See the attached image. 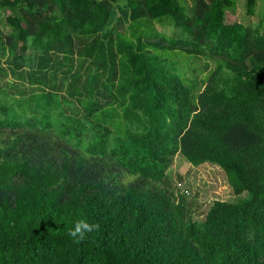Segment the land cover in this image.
<instances>
[{
  "label": "trees",
  "instance_id": "trees-1",
  "mask_svg": "<svg viewBox=\"0 0 264 264\" xmlns=\"http://www.w3.org/2000/svg\"><path fill=\"white\" fill-rule=\"evenodd\" d=\"M233 6L0 0V264H264V14ZM175 159L234 198L182 192Z\"/></svg>",
  "mask_w": 264,
  "mask_h": 264
},
{
  "label": "rangeland",
  "instance_id": "rangeland-1",
  "mask_svg": "<svg viewBox=\"0 0 264 264\" xmlns=\"http://www.w3.org/2000/svg\"><path fill=\"white\" fill-rule=\"evenodd\" d=\"M246 0H234V6L230 9H226L224 12L225 22L240 21L244 24L254 25L261 15L264 14V0H257L254 13L248 15L245 12ZM6 12L0 10V19H3ZM160 34L163 33L165 39L176 37L175 31L172 26L162 25L160 28ZM165 56L173 63L175 67L183 68L188 62L187 58L190 56L182 55L181 52L165 51ZM172 169L174 171H181L183 175L182 185L188 186L189 191H200V199L210 201L211 199L218 197L223 199H233L234 197L228 191L227 181L224 179L222 171L215 165L204 163L199 166H193L189 163H179L177 159L173 161ZM191 195V194H190ZM201 207L199 210H201ZM198 215L200 212L197 213Z\"/></svg>",
  "mask_w": 264,
  "mask_h": 264
},
{
  "label": "clouds",
  "instance_id": "clouds-1",
  "mask_svg": "<svg viewBox=\"0 0 264 264\" xmlns=\"http://www.w3.org/2000/svg\"><path fill=\"white\" fill-rule=\"evenodd\" d=\"M99 225L90 224L85 219H79L74 223V227L69 231V236L74 242H80L85 239V234L97 229Z\"/></svg>",
  "mask_w": 264,
  "mask_h": 264
},
{
  "label": "built area",
  "instance_id": "built-area-1",
  "mask_svg": "<svg viewBox=\"0 0 264 264\" xmlns=\"http://www.w3.org/2000/svg\"><path fill=\"white\" fill-rule=\"evenodd\" d=\"M177 186L181 188V191L184 192V193H187V189L183 187V185L179 182L177 183Z\"/></svg>",
  "mask_w": 264,
  "mask_h": 264
}]
</instances>
